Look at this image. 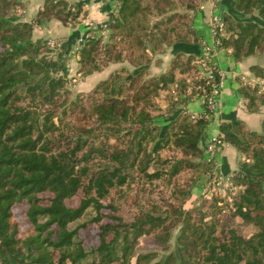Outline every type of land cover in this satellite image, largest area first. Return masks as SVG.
<instances>
[{
  "label": "trees",
  "instance_id": "1",
  "mask_svg": "<svg viewBox=\"0 0 264 264\" xmlns=\"http://www.w3.org/2000/svg\"><path fill=\"white\" fill-rule=\"evenodd\" d=\"M171 2L119 0L90 35L63 37L34 28L51 19L75 26L79 3L43 0L27 20L17 14L26 0H0V264H264V134L221 121V141L251 158L234 175L244 184L235 209L222 213L213 200L209 212L182 206L205 172L214 176L199 159L210 122L191 116L186 102L218 74L187 79L197 2L183 11ZM224 2L219 48L238 59L264 47V0ZM76 54L83 76L116 66L74 93L67 60ZM250 68L264 78V67ZM238 91L250 111L264 103L256 84ZM182 171L190 175L180 182ZM234 218L254 229L237 230ZM141 234L145 249L135 253Z\"/></svg>",
  "mask_w": 264,
  "mask_h": 264
},
{
  "label": "crops",
  "instance_id": "2",
  "mask_svg": "<svg viewBox=\"0 0 264 264\" xmlns=\"http://www.w3.org/2000/svg\"><path fill=\"white\" fill-rule=\"evenodd\" d=\"M77 2L81 5V13L78 17L79 21L75 26L62 24L57 19L45 21L41 25L34 28L35 36L48 35V36H69L77 34H85L92 31L95 23L97 25L105 24L109 20L110 14L116 10L115 0H70ZM210 0H203L204 7L196 8L193 25L199 35L198 43L190 45L187 48L186 55L189 51L198 54L204 44L212 42V34L208 22V13L205 9H209ZM224 4V0H219ZM43 0H26V7L23 10V19H30L32 14L36 12L38 7L42 4ZM202 6V5H200ZM91 24H94L91 26ZM216 64L224 73V85L219 91L218 101L219 106L217 113L213 116L209 123L212 133H219V123L221 121H231L234 123V128L237 127V121H243L249 128L258 132H264V103L259 105L255 111H250L246 106V99L239 93L238 87L242 84L240 82V74L255 75L251 71V65L259 64L257 55L250 54L248 56L235 59L232 54L225 48H218L216 51ZM76 55L71 56L67 60L68 72H73L76 64ZM108 72V71H107ZM104 71H94L86 75L83 79V84H92L99 80ZM257 76V75H255ZM186 108L191 111H199L201 103L197 97H193L186 102ZM222 148L217 156L218 169L222 174H231L235 172L240 166L243 155L231 143L223 141ZM199 187H195L198 190Z\"/></svg>",
  "mask_w": 264,
  "mask_h": 264
},
{
  "label": "rangeland",
  "instance_id": "3",
  "mask_svg": "<svg viewBox=\"0 0 264 264\" xmlns=\"http://www.w3.org/2000/svg\"><path fill=\"white\" fill-rule=\"evenodd\" d=\"M147 1L153 2V0H147ZM193 1H195V0H172L170 5H172V6L174 5L176 10L173 9L171 11H183L185 9L184 3H189V2L193 3ZM196 2H197V7L196 8H198V6L201 7L200 5H203V0H196ZM209 2H210V7H209V9H205V11L208 13L207 14L208 15V22H209V25L211 27V18L213 16V14L214 13L218 14V11H220L223 14L224 13V8H225V4H222L219 0H210ZM115 4H116V0H115ZM203 7H204V5H203ZM23 12L24 11L22 10V8L21 9L19 8L17 10V14L19 16H21V18H22ZM156 17H158V16H156V15L152 16V18L150 20L151 23L153 21H155L154 19H156ZM160 17L162 18L163 16H160ZM178 18H179V16L175 15L173 17V19H172V22H170V23H175ZM93 25L94 24H91V26H93ZM95 25H96V23H95ZM167 25H169V24H167ZM161 27L165 28L166 27L165 23H163L161 25ZM179 29L182 30L183 29V25H180ZM100 30L101 31L98 34L99 35H103V37H106L107 34H108L107 28L103 27V29H100ZM230 32L231 31L228 30L226 32V34H229ZM91 33H93V32L90 31L88 34L90 35ZM48 42L50 44H52V42L54 43V40L51 39ZM208 44H211V43H208ZM252 54L257 55L258 60L260 59L259 60L260 63L263 64L262 67H264V47L256 48L253 51ZM77 56L78 55L76 54V58H77ZM183 61H184L185 64L187 63L186 57L184 58ZM216 61H217V59H216ZM78 65H79V62L77 60L76 64H75V67L73 69V72H69V75H71V82H72L71 87L76 89V90L73 91L74 93L77 90H79V91H88V90L92 89L98 83V81H96L95 83H92V84H89V85L83 84V82H82L83 79L81 80V78H84L86 75L83 76L82 74L78 73V71H77ZM189 65L192 68L190 69V71H189V73L187 74L186 77H187V79L192 80V78L196 77V75H198V73H200V72H199V70H197V68H195L194 59L189 61ZM115 66H116V64H110L105 69H103L102 71L106 70V73L103 74L101 79L107 77L108 74L114 69ZM147 75H152V69L148 70V73L146 74V76ZM240 76H241L240 82L242 83L241 85H248V87H250V88L252 87V85H255V84L257 85V91L255 93L259 97L258 100H257V103H259L260 97L264 96V78L262 76H255V75H251V76L249 75L248 76V75H245L243 73L240 74ZM175 91H177V90L173 89V92H175ZM168 98L169 97H168V95L166 94L165 91H163L162 95L157 98L158 105L161 107L162 110H164V108L168 105V102H167ZM218 106H219V104H218ZM179 107H181L182 109H185V104L184 103L183 104H179ZM201 107H202V103H201ZM188 111L190 112V115L193 116V115H196V113H199L200 110L199 111L188 110ZM258 133L264 134V132H258ZM205 142H206V140H205ZM221 145H222V143L219 145V149L217 151L216 156L212 159V161H209L207 159V156H205V149H204L205 146L202 144L204 152H203V156H201L199 159L204 161V163L207 162L208 164H210V165H212L214 167L213 174H215L217 172L219 174V172H220V170L218 169V166H217L218 165L217 156H218L219 152L221 151V148H222ZM171 152L172 151L169 148H165L163 150L164 154L171 153ZM243 160L251 161V158L245 157V155H243ZM239 167L237 168V170H235V172H232L231 174H222L224 180H221L220 183H217V179L218 178L213 177L212 174H211L212 178L210 180L206 179L205 177L207 175H206V172H205L201 176V178L199 180L200 181L199 184H196V185L193 186L192 193L182 202V206L185 209H193L194 210V209H198V206H200L201 204H204L203 207L207 210V212H209V210H210L209 203L213 200L215 202V205L217 207L221 208L222 213H227V214L229 213L230 214L235 209V204H234V201H233L234 196L241 189H243V187H244V184L242 182H239L234 177V175L238 171ZM148 169H149V171H151L153 169V167L151 168V166H150ZM181 175H182V177H186V176H189L190 173L182 171L180 176H179L180 177V180H179L180 182L182 181L181 180V178H182ZM142 179H143V177H142ZM153 181H159V180L154 179ZM134 184H135V182H134ZM195 187H199L198 190H195L194 189ZM163 189L167 192V195H168V191L170 189L167 188L166 186H164ZM140 195L142 197H145L146 196V192H140ZM204 199H206L207 201H204ZM176 200L178 201V199H176ZM233 222L235 223V226H236L237 230H240L241 232H243L245 234L250 233L254 229L253 226H251L249 224L238 223V218H234ZM177 230H178V227H176L174 229V235L171 238V241L173 243H174V237H175V234H176ZM136 244L137 245L135 247V253L145 249L144 248V244H145V236H144V234H141L137 238V243ZM132 262H133V260H132Z\"/></svg>",
  "mask_w": 264,
  "mask_h": 264
},
{
  "label": "built area",
  "instance_id": "4",
  "mask_svg": "<svg viewBox=\"0 0 264 264\" xmlns=\"http://www.w3.org/2000/svg\"><path fill=\"white\" fill-rule=\"evenodd\" d=\"M119 0H116V4L118 6ZM203 7V5L201 6ZM211 34H212V42L211 44H204L198 54L197 58L194 59V62L198 66V70L202 75H207L208 77H214L213 70L215 69L218 74V79L216 82L212 84V88L209 91L205 90V87H200L201 94L195 96L202 103V107L199 113L204 114L207 120L213 118L218 109V95L219 91L224 85V73L216 64V51L219 48L220 38L219 36L224 33V20L222 17V13L218 11L214 13L211 18ZM82 37H78V41L80 42ZM222 143L219 133H210L206 139L204 144L205 146V156L209 161L216 156L217 151L219 149V145ZM213 177L218 178L217 183H220L223 179L222 173L218 172L214 174Z\"/></svg>",
  "mask_w": 264,
  "mask_h": 264
}]
</instances>
